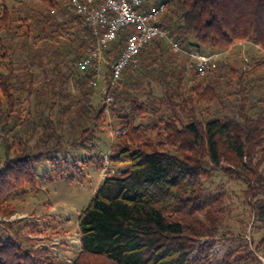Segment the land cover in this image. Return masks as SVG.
Listing matches in <instances>:
<instances>
[{
	"label": "trees",
	"instance_id": "trees-1",
	"mask_svg": "<svg viewBox=\"0 0 264 264\" xmlns=\"http://www.w3.org/2000/svg\"><path fill=\"white\" fill-rule=\"evenodd\" d=\"M159 3L158 25L185 52L246 41L262 56L215 60L199 76L187 53L155 38L101 106L97 59L77 66L96 38L68 0H0V218L11 214L7 194L34 181L31 163L92 141L108 115L109 172L78 218L72 264H211L216 238L233 234L226 182L240 186L264 258V0H145L141 9ZM132 32L121 28L103 49L105 84ZM15 223L0 228V264H54Z\"/></svg>",
	"mask_w": 264,
	"mask_h": 264
},
{
	"label": "rangeland",
	"instance_id": "rangeland-1",
	"mask_svg": "<svg viewBox=\"0 0 264 264\" xmlns=\"http://www.w3.org/2000/svg\"><path fill=\"white\" fill-rule=\"evenodd\" d=\"M202 53L214 56L216 61H232L241 56L247 59L251 55L262 56L256 47L246 41L234 42L223 53H209V50L200 52ZM108 71L107 66L100 65L95 99L101 106L104 105L103 90ZM115 129L114 123L106 115L92 141L54 159L44 158L31 163L34 181L14 188L7 194L5 203L11 214L0 218V228L6 229V225L11 226L16 222L14 226H19L22 234L28 236L37 248L48 251L54 264H72L80 251L78 218L103 180L102 168ZM225 184L224 223L233 234L216 238L209 253L211 264H224L226 261L233 264H256L252 259L246 261L245 254L250 251L257 258L260 257L264 264L259 250L254 249L262 233L248 225L250 217L242 211L240 186L235 182ZM240 225L248 226L245 232L239 228ZM245 242L247 248L244 247ZM227 253L232 257L229 258Z\"/></svg>",
	"mask_w": 264,
	"mask_h": 264
},
{
	"label": "built area",
	"instance_id": "built-area-1",
	"mask_svg": "<svg viewBox=\"0 0 264 264\" xmlns=\"http://www.w3.org/2000/svg\"><path fill=\"white\" fill-rule=\"evenodd\" d=\"M145 0H68V9L84 18L85 24L92 28L96 38V48L87 57L78 62L80 69L91 65L93 59H97L94 66L96 77L99 76V68L106 63L103 57V49L117 38V32L124 27H132L133 32L129 34L127 42L112 64V74L109 83L103 90L104 101L111 102L110 92L120 80L123 69L128 64L138 62L139 51L149 46L155 38L167 40L174 52L187 53L195 60V69L199 76L205 74L209 66L215 67V57L203 55L196 51L185 52L177 43L169 38L166 29L158 25V18L166 10L165 3H159L150 9H141ZM191 64V63H190ZM96 85V81H92ZM125 131L123 130L122 133ZM108 160L102 168V178L109 172Z\"/></svg>",
	"mask_w": 264,
	"mask_h": 264
},
{
	"label": "crops",
	"instance_id": "crops-1",
	"mask_svg": "<svg viewBox=\"0 0 264 264\" xmlns=\"http://www.w3.org/2000/svg\"><path fill=\"white\" fill-rule=\"evenodd\" d=\"M100 183H101V181H100Z\"/></svg>",
	"mask_w": 264,
	"mask_h": 264
}]
</instances>
